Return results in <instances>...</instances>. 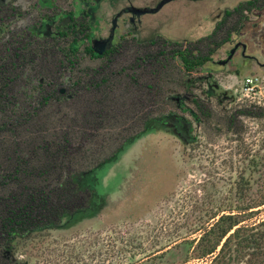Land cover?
I'll list each match as a JSON object with an SVG mask.
<instances>
[{"label":"rangeland","instance_id":"obj_1","mask_svg":"<svg viewBox=\"0 0 264 264\" xmlns=\"http://www.w3.org/2000/svg\"><path fill=\"white\" fill-rule=\"evenodd\" d=\"M77 1L2 0L1 8L12 11L0 44L8 40L14 45L15 39L36 56L10 71L16 74L11 84L14 105L29 118L16 127L3 126L17 110L10 106L7 115L0 113V175L10 171L13 152L36 166L41 151L33 148L40 140L57 141L67 133L75 143L81 116L98 103L107 110V119L89 130L79 163L87 167L97 149L106 154L123 139L129 142L98 172L100 197L95 198L93 214L64 219L57 228L31 234L19 241L15 257L19 264H182L190 251L186 241L198 236L195 229L217 208L237 199L236 184L249 181L253 188L245 199H253L264 177V9L248 14V21L212 62L187 73L177 58L163 66L136 61L149 52L138 43L195 42L209 35L226 12L252 0H171L134 21L122 14L113 37V43L122 40L118 54L92 58L84 51L85 42L69 64L60 51L69 39L27 30L46 17L85 9L93 19L95 39L106 38L119 12L154 10L165 0H94L95 12ZM67 24L64 20L47 27L56 33L57 26ZM238 43L246 46L244 53L219 65ZM44 49L47 53L40 56ZM104 65L109 81L89 89L86 74ZM246 79L253 80L251 90L245 88ZM76 81L81 84L69 100L53 96L39 104L42 91L64 89L70 94ZM193 100L204 105L203 115ZM244 110L255 116L238 115L230 123ZM10 188L0 184V196Z\"/></svg>","mask_w":264,"mask_h":264},{"label":"trees","instance_id":"obj_2","mask_svg":"<svg viewBox=\"0 0 264 264\" xmlns=\"http://www.w3.org/2000/svg\"><path fill=\"white\" fill-rule=\"evenodd\" d=\"M94 2L78 0L76 4L83 8L85 5L93 6L95 12L97 5ZM41 5L49 7L45 3ZM1 7H4L2 0L0 33H4L7 31L5 20L10 17L12 10ZM262 9L264 0L240 3L235 9L224 14L209 35L192 43H166L163 40L138 43L149 52L136 61L163 66L169 59L177 58L187 73L196 71L212 62L217 52L231 42L232 36L248 21V14ZM64 20H68V24L57 26L56 33L48 30V24L62 23ZM92 22L93 19H90L84 9L79 10L77 14L70 12L67 15L56 14L53 17H46L38 26L27 30V33L47 36L50 39H56V36L69 39L67 47L60 51L62 56L68 59L69 64H72L71 59H76L78 49L94 37L90 27L93 25ZM13 41L14 45H8V40L7 43L0 44V113L6 115V109L10 106L16 107L11 85L16 74L13 75L10 71L14 72L36 56L32 51H27L26 45L22 46V43L15 39ZM121 41L119 39L113 43L102 56H96L88 45L84 51L92 58H109L121 50L123 46ZM55 48L57 49L56 46ZM46 53L45 49L38 52L40 56ZM107 69L108 66L104 65L86 74L89 89H100L109 81ZM80 84L81 81H76L69 91L70 94L65 93L64 89L42 91L39 104H47L53 96L58 100H69ZM146 88L153 91L149 85ZM192 102L199 114L203 115L204 105L197 100ZM16 110L17 113H14L10 120L2 122L3 126L11 123L16 127L18 123L27 121L28 113L17 107ZM107 114L102 103H98L94 109L86 110L80 118L82 122L80 136L73 144L67 133H62L57 141L40 140L37 147L33 148L35 151H41L42 160L36 166L29 165L13 152L15 156L12 154L14 158L11 160L10 171H4V174L0 175V184L3 187L11 184L6 195L0 196V264H19L15 257L18 243L27 240L31 234L57 228L64 219L68 220L80 214H93L95 198L100 197V191L96 188L98 172L106 164L113 162L120 149L129 142V138L123 139L121 144L106 154L97 153L101 151L97 149L87 167L79 163L85 155L84 146L91 135L89 130L97 129L98 124L107 119ZM238 115L255 116L252 111H239L230 123L234 122ZM147 123L148 120L144 124ZM252 188L253 185L249 181L236 184L237 199L217 208L195 229L194 232H198V236L186 241L190 245V251L182 264L190 261H202L203 264H264V214L263 217L260 216L264 212V177L261 176L257 183L254 194L256 198L246 200L245 196L251 194Z\"/></svg>","mask_w":264,"mask_h":264},{"label":"water","instance_id":"obj_3","mask_svg":"<svg viewBox=\"0 0 264 264\" xmlns=\"http://www.w3.org/2000/svg\"><path fill=\"white\" fill-rule=\"evenodd\" d=\"M169 1H171V0L163 1L154 10H136V9L129 8L127 11L130 14H132V16L139 17V16H141L143 14H146V13H151V12L158 11L165 3L169 2ZM122 13L123 12H119L117 15H115V17L111 21V28H110V31H109V35L105 39H94V40H92L90 42L91 50L96 56H102L111 47L112 40H113V37H114V32H115V29L117 27V20H118V18L121 17ZM240 45L242 47V54H243L245 49H246V46L243 45V44H239L238 43V44L234 45V47L229 51L227 58L224 61L218 62V64L223 66L226 63H228L232 59V57L234 56L236 50L239 48Z\"/></svg>","mask_w":264,"mask_h":264},{"label":"flooded vegetation","instance_id":"obj_4","mask_svg":"<svg viewBox=\"0 0 264 264\" xmlns=\"http://www.w3.org/2000/svg\"><path fill=\"white\" fill-rule=\"evenodd\" d=\"M127 10H128V8L125 9V10H123V13H122V14H123V15H125V14H129V15H130V16H129V20L132 19L131 21H134V20L138 19L137 16H132V14H130ZM151 13H153V12H151ZM94 39H95V37H92L91 39L88 40V46H89L90 48H91V44H90V42H91L92 40H94ZM98 39H105V38H98ZM112 45H113V40H112L111 47H112ZM111 47H110V48H111ZM232 47H234V46H232ZM110 48H109V49H110ZM230 50H231V49H230ZM230 50H229V51H230ZM229 51H228V53H229ZM241 52H242V47H241V45H240L239 48L236 50V52H235L234 56L232 57V59H233L237 54H239V53H241ZM227 56H228V54H227ZM241 57H242V58H246L247 56H246V55H242ZM226 58H227V57H226ZM229 62H231V60H230ZM229 62H228V63H229ZM228 63H226V64H228ZM226 64H225V65H226Z\"/></svg>","mask_w":264,"mask_h":264},{"label":"built area","instance_id":"obj_5","mask_svg":"<svg viewBox=\"0 0 264 264\" xmlns=\"http://www.w3.org/2000/svg\"><path fill=\"white\" fill-rule=\"evenodd\" d=\"M252 84H253V80L252 79H246L245 83H244L246 90H251L252 89L251 88Z\"/></svg>","mask_w":264,"mask_h":264}]
</instances>
